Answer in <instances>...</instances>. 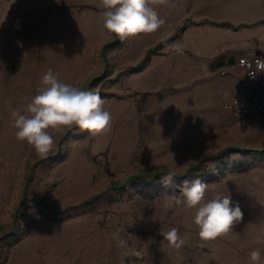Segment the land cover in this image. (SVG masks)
Masks as SVG:
<instances>
[{
    "label": "rangeland",
    "instance_id": "obj_1",
    "mask_svg": "<svg viewBox=\"0 0 264 264\" xmlns=\"http://www.w3.org/2000/svg\"><path fill=\"white\" fill-rule=\"evenodd\" d=\"M99 2L0 0V264H250L251 250L264 255V153L227 152L168 185L165 173L110 184L139 170L183 172L232 143L262 145L264 121L238 119L223 102L243 81L235 58L264 51V0H172L157 6L161 29L124 42L102 31ZM48 69L98 92L113 120L102 136L58 135L41 159L16 139L10 113ZM197 178L206 199L230 193L243 212L226 237L202 241L194 209L165 207ZM172 227L187 238L180 249L160 235Z\"/></svg>",
    "mask_w": 264,
    "mask_h": 264
},
{
    "label": "clouds",
    "instance_id": "obj_2",
    "mask_svg": "<svg viewBox=\"0 0 264 264\" xmlns=\"http://www.w3.org/2000/svg\"><path fill=\"white\" fill-rule=\"evenodd\" d=\"M160 5L176 7L172 0H100L98 15L101 29L118 37L121 42L156 33L166 23L159 16L157 6ZM169 47L175 53L183 54L179 42ZM241 64L249 68L247 73L252 78L257 73H264V59L255 62V69L248 61L242 60ZM21 101L23 106L10 113L15 137L27 143L41 159H46L55 149L58 135L63 136L74 128L88 132L91 137L105 135L111 130L113 117L99 93L62 82L52 69L42 75L35 94L30 98L22 97ZM175 175L174 171H169L161 177L162 183H173ZM207 190L208 184L199 178L184 180L179 186V194L173 192L166 196L165 207L194 209V224L200 239L211 242L226 237L242 220L243 212L238 203L234 204L230 193H217L213 198L206 199ZM123 231L124 228H117L113 238L118 247L126 249L128 242L120 235ZM160 235L176 249L187 242L176 227L161 231ZM126 254L141 257L135 249ZM248 258L250 264H264V255L259 249L251 250ZM120 264H124L123 259Z\"/></svg>",
    "mask_w": 264,
    "mask_h": 264
},
{
    "label": "built area",
    "instance_id": "obj_3",
    "mask_svg": "<svg viewBox=\"0 0 264 264\" xmlns=\"http://www.w3.org/2000/svg\"><path fill=\"white\" fill-rule=\"evenodd\" d=\"M264 59V52H247L236 58L243 68L246 81L234 86L223 102V107L238 119L251 118L264 121V73H257L255 78L248 75L249 68L242 66L245 60L255 69V62Z\"/></svg>",
    "mask_w": 264,
    "mask_h": 264
},
{
    "label": "trees",
    "instance_id": "obj_4",
    "mask_svg": "<svg viewBox=\"0 0 264 264\" xmlns=\"http://www.w3.org/2000/svg\"><path fill=\"white\" fill-rule=\"evenodd\" d=\"M241 24H248L246 22L244 23H239L238 25ZM108 43H105V45H103L102 47V55L103 57L106 59V52H105V46ZM138 65H140V62L137 63L135 66H131L132 69L137 67ZM231 151H240L243 155H258L260 153H264V141H262V145L261 146H257V147H250V146H244V145H240L239 143H232L229 145L224 146L223 148H221L220 150H218L217 152H213L210 154H204L201 156V158L195 162H190L188 164V166L185 168V170L183 172H175L176 175L174 177V179H179V178H183L186 177L187 175H189L192 171L194 170H198L201 165L203 164L204 161L209 160V159H219L224 153L227 152H231ZM169 171L166 168H162V169H157L155 171H152L151 169L145 171V170H139L137 172V174L134 175H128L126 176L124 179H119V180H115L113 181L111 185H113L114 187L121 185L123 182H125L126 180H128L130 177H135V176H141L142 178H144V174H147L149 177L147 179H145L146 181L152 180L155 176L159 175V174H167ZM90 202V199L84 200L83 203L87 204Z\"/></svg>",
    "mask_w": 264,
    "mask_h": 264
},
{
    "label": "crops",
    "instance_id": "obj_5",
    "mask_svg": "<svg viewBox=\"0 0 264 264\" xmlns=\"http://www.w3.org/2000/svg\"><path fill=\"white\" fill-rule=\"evenodd\" d=\"M262 52H264V51H262ZM234 63L236 64V66L238 67V69H239V71L237 72V77H242L243 78V81H241L240 83H243V82H245L247 79H246V76H245V74H244V71H243V68L236 62V58H235V60H234ZM240 83H238V84H240Z\"/></svg>",
    "mask_w": 264,
    "mask_h": 264
}]
</instances>
